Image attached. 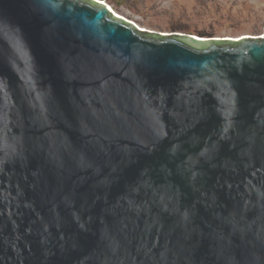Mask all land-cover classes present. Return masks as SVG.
Returning <instances> with one entry per match:
<instances>
[{
    "label": "water",
    "instance_id": "95a60500",
    "mask_svg": "<svg viewBox=\"0 0 264 264\" xmlns=\"http://www.w3.org/2000/svg\"><path fill=\"white\" fill-rule=\"evenodd\" d=\"M0 264H264V36L0 0Z\"/></svg>",
    "mask_w": 264,
    "mask_h": 264
},
{
    "label": "rangeland",
    "instance_id": "374dc122",
    "mask_svg": "<svg viewBox=\"0 0 264 264\" xmlns=\"http://www.w3.org/2000/svg\"><path fill=\"white\" fill-rule=\"evenodd\" d=\"M139 29L203 39L264 36V0H97Z\"/></svg>",
    "mask_w": 264,
    "mask_h": 264
},
{
    "label": "bare ground",
    "instance_id": "6f19581e",
    "mask_svg": "<svg viewBox=\"0 0 264 264\" xmlns=\"http://www.w3.org/2000/svg\"><path fill=\"white\" fill-rule=\"evenodd\" d=\"M109 9L111 10V8L109 7ZM112 11V10H111ZM142 30V29H141ZM145 30V29H144ZM233 40V39H232ZM239 40V39H238Z\"/></svg>",
    "mask_w": 264,
    "mask_h": 264
}]
</instances>
